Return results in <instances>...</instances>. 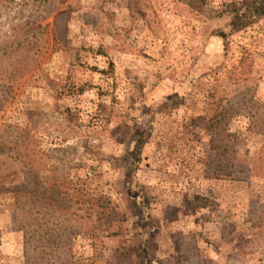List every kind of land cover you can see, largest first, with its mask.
Wrapping results in <instances>:
<instances>
[{
	"label": "rangeland",
	"instance_id": "374dc122",
	"mask_svg": "<svg viewBox=\"0 0 264 264\" xmlns=\"http://www.w3.org/2000/svg\"><path fill=\"white\" fill-rule=\"evenodd\" d=\"M244 3L0 0V264H264Z\"/></svg>",
	"mask_w": 264,
	"mask_h": 264
},
{
	"label": "trees",
	"instance_id": "16d2710c",
	"mask_svg": "<svg viewBox=\"0 0 264 264\" xmlns=\"http://www.w3.org/2000/svg\"><path fill=\"white\" fill-rule=\"evenodd\" d=\"M234 18L231 22L233 31H240L251 26L257 19L264 15V0H245L241 11H234ZM225 173H227L225 171ZM137 253L142 257L140 264H152L149 245L144 244L138 248ZM160 262V261H159Z\"/></svg>",
	"mask_w": 264,
	"mask_h": 264
}]
</instances>
